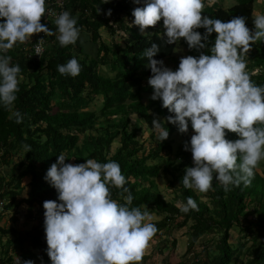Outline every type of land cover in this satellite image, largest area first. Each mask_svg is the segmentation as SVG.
Masks as SVG:
<instances>
[{
	"label": "trees",
	"instance_id": "obj_1",
	"mask_svg": "<svg viewBox=\"0 0 264 264\" xmlns=\"http://www.w3.org/2000/svg\"><path fill=\"white\" fill-rule=\"evenodd\" d=\"M133 3L134 0H107L106 3L101 0H46L44 15L48 17V23L45 25L50 26L53 33L48 36L47 49L41 56L32 57L28 55L29 51H24L25 43L17 42L4 53L11 57V64L20 65L21 71L13 108L0 106V198L8 199L7 207H21L24 222L35 218L38 221L24 231L0 228V234L9 232L7 251H10V254L6 251L0 255V264H14V255L21 260L38 257L42 264H50L45 251L44 219L36 215V211L40 213L36 209L47 199L59 202L56 189L44 177L60 153L67 156L66 163L73 164L88 158L101 162L108 159L118 161L127 178L126 186L134 196L132 206L142 209L147 206L149 213L161 216L154 222L157 233L166 235V231L186 227L187 247L176 264H264V162H260V171L256 168L250 186L241 184L225 192L215 179L212 189L206 193L183 186L181 179L185 168L193 166L191 151L184 147L189 138L183 137L182 145L179 142L176 145L180 149L172 151V135L178 128L162 119L174 113L163 107L159 98L151 99L153 89L147 81L152 73L143 50L156 43L160 50L154 58L162 59L164 65L173 70L178 67L181 57H175L172 52L176 41L158 40L155 32L145 29L141 33L139 26L131 23L134 19L132 10L142 7L144 0ZM253 4L254 0H236L227 8L217 3L215 6L206 5L202 15L224 21L244 16L246 26L254 31ZM97 7L100 11L96 10ZM108 9L111 14L105 15ZM64 10L77 18L80 32L87 33L90 42L97 45L95 50L85 49L80 36L75 44H59L54 14ZM47 12L53 14L49 16ZM146 28L164 29L163 21ZM195 30L202 35L205 31L203 27ZM105 34L110 37L108 42L102 38ZM215 36V32L209 34L208 47L189 49L187 55L208 54ZM179 40L187 44L183 37ZM250 43L252 47L245 56L246 70L254 82L264 84V41ZM71 57H76L81 65V71L75 77L62 75L57 70V65ZM167 57L170 63L165 62ZM101 66L109 76L101 72ZM108 89L124 94L122 99L129 104L125 100L113 102L105 95L98 109H83ZM142 92H150L146 104L141 101ZM128 105L136 112L134 120L127 116ZM16 109L23 115L20 123L12 116ZM154 118L168 128L169 135L159 141L153 129L149 137H156L155 144L145 148L141 139L143 125L137 126L136 119L153 127ZM226 135L228 139L237 138L235 132L228 130ZM114 139L119 143L111 151ZM26 145L31 149L26 151ZM171 152L174 158L166 157ZM160 173L171 175L168 184L173 194L171 199H165L155 189V178ZM120 192L118 188H111L112 197L124 202ZM188 196L197 201L198 210L182 213L177 202L186 201ZM233 227L240 233L235 244L228 239ZM207 235L212 237L206 240L204 236ZM166 240L164 238L162 243ZM171 241V247H174L176 241ZM197 242L198 247L194 246ZM35 251H39L40 256ZM147 258L143 256L141 262ZM167 261L159 264H171Z\"/></svg>",
	"mask_w": 264,
	"mask_h": 264
},
{
	"label": "clouds",
	"instance_id": "obj_2",
	"mask_svg": "<svg viewBox=\"0 0 264 264\" xmlns=\"http://www.w3.org/2000/svg\"><path fill=\"white\" fill-rule=\"evenodd\" d=\"M134 3L139 4L140 0H134ZM216 3L222 6L217 0H144L142 7L132 10L134 19L131 23L138 25L141 33L146 29L155 32L158 40L176 41L175 49L178 42L185 43L179 40L181 37L187 42L186 55L181 58L174 55L180 58L175 70L165 66L162 59L154 58L160 50L156 43L143 50V57L147 58L152 73L147 81L153 89L151 99L159 98L162 106L174 113L166 119L177 126V131L186 132L189 123L194 129L190 138L185 136L189 140L184 145L191 151L193 166L185 168L181 183L198 193L212 189L214 179L225 192L241 184L250 186L257 166L264 161V84L251 79L245 59L252 47L250 42L264 41V12L254 16L253 31L246 26L244 16L224 21L202 15L206 5L215 6ZM96 10L100 11L98 7ZM45 12L46 0H0V18H3L0 19V106L13 108L21 71L20 65L11 64V57L4 53L17 42H24V51H29V56H41L50 43L48 36L53 34L50 26L45 25L48 23ZM110 14L111 9L106 10L105 15ZM54 17L59 44H75L80 36L77 18L68 10L55 13ZM160 20L164 29L146 28ZM199 27L205 29L203 35L195 30ZM213 32L216 36L208 54L187 55L189 49L208 47L209 34ZM57 70L62 75L75 77L80 73L81 65L76 57H71L57 65ZM100 70L109 76L104 66ZM105 95L113 102L125 100L122 99L124 94L108 89L106 93L98 94L101 103ZM125 103L129 104L126 100ZM126 110L132 120L137 117L130 105ZM132 114H135L134 118ZM12 116L17 123L23 120L18 109ZM136 122L145 129L142 120L136 119ZM152 124L159 141L168 137V128L160 121L154 118ZM226 130L235 132L237 138L228 139ZM182 140L178 141L179 145ZM30 149L31 146L26 145V151ZM178 149L180 147L176 146L172 151ZM66 157L64 153L58 154L44 177L56 189L59 202L47 199L43 206L36 205V210L40 211H36V215H44L41 219H44L45 251L50 264H140L158 228L147 206L143 209L132 206L134 196L126 186L127 178L119 162L88 158L73 164L66 163ZM166 157L174 158V154L171 152ZM112 187L121 190L119 194L124 202L112 197ZM7 203L8 199L0 198V217L8 215L11 224L0 228L24 231L37 223L35 218L36 222L24 229L25 223L35 219L24 222L23 211V220L16 216L17 210L7 214V209L12 207H7ZM177 207L182 213L198 210L192 196L186 201H178ZM17 223H21V227ZM8 233L0 234V245L3 246L0 255L7 251ZM34 259L21 260L16 255L14 264H34Z\"/></svg>",
	"mask_w": 264,
	"mask_h": 264
},
{
	"label": "rangeland",
	"instance_id": "obj_3",
	"mask_svg": "<svg viewBox=\"0 0 264 264\" xmlns=\"http://www.w3.org/2000/svg\"><path fill=\"white\" fill-rule=\"evenodd\" d=\"M218 2H220V4L223 6V7H228V6H231L233 3H235L236 0H217ZM254 16L256 15L257 12H264V0H254ZM106 32L105 29H103ZM32 37V36H31ZM30 37V38H31ZM105 41H109L110 40V37L105 34L103 37H102ZM115 39V37H113ZM80 42L82 43V45L85 47V49L87 48H90L92 50H95L97 48V45L95 43H92L89 41L88 39V36H87V33L85 31L83 32H80ZM118 40V38L116 39ZM90 43H89V42ZM187 44L183 43V44H180L178 42V45H177V48L174 50V53L173 55L177 56V57H182V56H185L186 55V51H187ZM171 62V61H170ZM169 62V63H170ZM167 63H168V60H167ZM143 93V96L141 98V101L146 104L149 102V96H150V92H142ZM101 102V98H98L97 100H94V102H92V104L90 105V108H98V105L100 104ZM135 117V114H132V118ZM165 123H168L167 119L163 118L162 119ZM144 127H146V125L144 124ZM152 126H149L148 128H145L144 129V135L143 137L141 136V139H143V146L146 148H148V146H154L155 144V138H150L149 137V134L152 132ZM194 134V129H192L191 127V124L189 123V128L186 132H180V131H176L172 137H173V143H172V150H175L176 148V145H177V142L182 140L183 137L187 136V137H191V135ZM82 137V135H80ZM118 145L117 143V140L114 141L112 143V147L113 149L111 150H114V148ZM261 162H264V161H261ZM257 169H259L260 171V164L257 166ZM171 179L170 175L169 174H162L160 175L159 178H155V189L158 188V192L164 196L165 199H171L173 194L171 192V185H168L169 184V180ZM176 184V183H174ZM203 199L206 198V196H202ZM16 210L18 211V213H16V216H19L20 217V220H23L22 219V208L21 207H15V206H12V207H9L7 209V214H12L14 212H16ZM152 215V218H157L158 220V217H156V214L154 215V213H150ZM41 217L44 218V215L41 214ZM34 222H36V219L33 220L31 223H25L23 228H29L31 226V224H34ZM154 222V221H153ZM9 224H11V219L8 215H2L0 217V226H8ZM18 226L21 227V223H17ZM185 231H186V227H178L177 229H173V230H169V231H166V235H169L170 238L168 240H166L165 244H163L162 240H164V236L162 233L158 232L154 235V237L152 238V240L150 241V247L148 248V250L146 251V255H148V259L149 260H146L148 261L150 264H155L154 263V259L155 257H161V261H164L166 259H169L172 255H171V252H173V255H174V252L176 250L177 254L175 253V255H178V253H180L181 251L177 250V244H178V240L180 239H186L185 240V244H186V241H188V238L189 236L185 234ZM165 232V231H164ZM230 235H229V241L232 242L233 244L237 243V241L239 240V237H240V233L238 232V229L236 227H233L232 230H230ZM185 235V236H184ZM205 238L209 237L208 235L207 236H204ZM5 238V237H3ZM172 239H177V243L174 247H171L172 246ZM208 240V239H206ZM184 244V241L183 240H180L179 241V244H178V248H181L183 245L185 246ZM194 246L198 247L200 246V244L197 242ZM1 248H3L2 245H0V250ZM167 250H169L168 253ZM148 252V253H147ZM1 253V252H0ZM37 253V256H40V252L36 251ZM174 255V257H175ZM15 256L14 255V259H15ZM171 260V259H169ZM34 264H42V262H40L39 259L35 258L34 259ZM238 264V263H237Z\"/></svg>",
	"mask_w": 264,
	"mask_h": 264
},
{
	"label": "crops",
	"instance_id": "obj_4",
	"mask_svg": "<svg viewBox=\"0 0 264 264\" xmlns=\"http://www.w3.org/2000/svg\"><path fill=\"white\" fill-rule=\"evenodd\" d=\"M154 215H155V213H154ZM156 217H158V215H156ZM161 218V216H159L158 217V220ZM153 221L155 222V221H157V218H154L153 219ZM178 228V227H177ZM182 228V227H181ZM163 236H164V238H166L167 240L170 238V236L169 235H164L163 234ZM185 236V235H184ZM209 237H207L206 239H209L210 237H212L211 235H208ZM163 238V239H164ZM180 240H183L184 241V244H185V240L184 239H180ZM180 240H178V244H179V241ZM176 241H177V239H176ZM166 242V241H165ZM165 242H164V244H165ZM187 242L188 241H186V244H185V246L183 245L181 248H178V244H177V250H179V251H181L180 253H178V255H175V253L177 254V252H176V250H175V252H174V255H175V257H174V255H173V252H171V257L169 258V259H171V260H169L168 259V261L167 262H170L171 264H176V263H178L179 261H180V259H181V256L183 255V253L185 252V250H186V247H187ZM177 243V242H176ZM169 252V250H167V252L166 253H168ZM148 253V252H147ZM144 256H148V255H144ZM155 261H154V263L155 264H159V263H161V257H155V258H153ZM146 260H149L148 258L146 259ZM143 261V262H140V264H150L148 261Z\"/></svg>",
	"mask_w": 264,
	"mask_h": 264
}]
</instances>
